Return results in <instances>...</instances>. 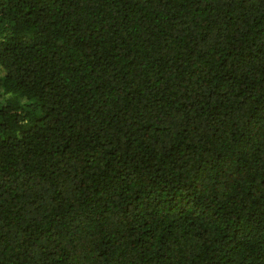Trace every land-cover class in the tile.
<instances>
[{
  "label": "trees",
  "instance_id": "obj_1",
  "mask_svg": "<svg viewBox=\"0 0 264 264\" xmlns=\"http://www.w3.org/2000/svg\"><path fill=\"white\" fill-rule=\"evenodd\" d=\"M0 264H264V0H0Z\"/></svg>",
  "mask_w": 264,
  "mask_h": 264
}]
</instances>
